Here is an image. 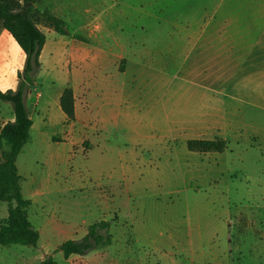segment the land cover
<instances>
[{
	"label": "rangeland",
	"instance_id": "obj_1",
	"mask_svg": "<svg viewBox=\"0 0 264 264\" xmlns=\"http://www.w3.org/2000/svg\"><path fill=\"white\" fill-rule=\"evenodd\" d=\"M31 6L46 42L25 94L30 138L15 164L21 193L48 183L53 196L47 205L23 196L41 236L36 245H0V264H38L48 255L57 264H264V131L253 127L234 137L226 128L215 136L226 140L223 152L189 151L183 137L171 139L159 109L167 85L148 73L228 75L242 67L244 48L233 60L215 59L214 43L221 39L227 53L230 38L264 39V0H34ZM25 59L0 21L3 91L17 89ZM117 81L124 83L120 109L132 115L115 120ZM260 81L248 86L260 91ZM67 85L75 87L80 112L86 98L90 124L66 119L56 95ZM9 151L0 138V169ZM14 204L0 202V224L12 222ZM101 220L110 224L111 243L68 258L55 251Z\"/></svg>",
	"mask_w": 264,
	"mask_h": 264
},
{
	"label": "crops",
	"instance_id": "obj_2",
	"mask_svg": "<svg viewBox=\"0 0 264 264\" xmlns=\"http://www.w3.org/2000/svg\"><path fill=\"white\" fill-rule=\"evenodd\" d=\"M232 25L233 24H231V26ZM228 41V44H224V46L228 47V52L226 53V50L222 49V40H215V49L213 52L215 59L224 56L233 60L240 55V52L239 55L237 54V47L240 45L244 48L241 50L242 55L240 56L243 66L235 70L232 68L228 75L219 71L199 70L184 71L181 73L177 72L171 76L165 75L164 72L162 73V71L156 68L149 70L148 73H151L150 80H153L152 82L160 81L163 86L167 85L166 93H164L160 99L159 109L165 116L166 124L170 128L169 133L173 141L180 140L182 137L184 143L190 139H214L215 136L220 135L222 130L226 128L232 130V135L234 137H241V133L246 136L249 130L252 131L253 127H261L264 131V39L263 37H259V35L255 37L254 34H251V37L246 39L245 44H238L237 40L232 38L228 39ZM202 53L201 51L200 54ZM192 55H195V52L189 53V56ZM41 56L42 52L40 57ZM75 70L74 68V71ZM76 73L78 74L77 70ZM141 76L140 72H138L136 77L138 79ZM222 78L230 79L227 87H222L219 84ZM207 79H214L217 80V82L210 83L205 81ZM259 79L261 80L260 91L248 86ZM72 80H74V77L71 74V83ZM113 82L114 81L110 82L111 86H115L112 84ZM117 82L120 83V81ZM123 87L124 83L122 82L112 88L114 89L115 95L118 92V96L115 99L118 106L117 110L114 115L109 112L111 113L110 115H112L111 118H115V120L121 117V115L123 118L132 115L131 112L121 111L120 109L122 108L121 103L125 102ZM62 90L58 92L56 98H60ZM73 91L76 119L78 120L80 117H83V120L90 124L92 119L88 115H91L92 111L89 112L87 109L88 105L86 98L85 105L82 103L83 107L81 106L84 112L81 111V113L77 103L75 87H73ZM31 96L32 93L28 92L26 99ZM1 101L0 128L8 121L14 120L12 104L8 101ZM110 110L112 109H109V111ZM106 111L108 113V110ZM103 112H105V110ZM29 113L32 118L30 109ZM71 123H74V121H71ZM72 130L73 127H71L70 131ZM178 136L180 138H177ZM37 140L40 141L41 139ZM26 145L27 143L19 153L16 164L18 163L20 155L23 154ZM68 187L69 186H66L65 189L67 190ZM33 190L35 192L31 195H27L22 191L23 196L43 205H47V202H49L50 198L53 196L51 195V191H53L52 186L48 183H39ZM44 223L48 225V223L50 224V220H48V222L44 221ZM73 230L71 232H73ZM38 231L40 237L41 229H38Z\"/></svg>",
	"mask_w": 264,
	"mask_h": 264
},
{
	"label": "trees",
	"instance_id": "obj_3",
	"mask_svg": "<svg viewBox=\"0 0 264 264\" xmlns=\"http://www.w3.org/2000/svg\"><path fill=\"white\" fill-rule=\"evenodd\" d=\"M0 0V21L6 31L14 38L26 56L23 67V78L19 80L16 90L3 91L0 88V100L12 104L14 120L8 121L0 128V138L10 145L3 167L0 169V202L14 201L10 208L12 222L0 224V245L22 244L36 245L39 231L29 222L26 208L30 204L20 191V178L15 164L16 157L30 138L33 120L25 101L28 86L33 85V77L41 68L40 55L46 42L45 33L38 27L30 10L34 0ZM59 105L69 121L75 120V99L71 86L63 88ZM189 151L223 152L227 142L223 138L190 139L186 142ZM109 222L105 220L92 223L87 233L80 239H68L62 242L55 251H61L65 258L73 254L84 255L95 245L111 243ZM38 264H57L51 256H46Z\"/></svg>",
	"mask_w": 264,
	"mask_h": 264
}]
</instances>
